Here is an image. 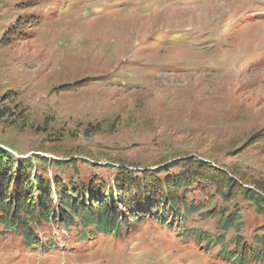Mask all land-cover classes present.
I'll return each mask as SVG.
<instances>
[{
    "label": "rangeland",
    "instance_id": "374dc122",
    "mask_svg": "<svg viewBox=\"0 0 264 264\" xmlns=\"http://www.w3.org/2000/svg\"><path fill=\"white\" fill-rule=\"evenodd\" d=\"M256 132L264 133V0H0V146L73 161L36 167L42 177L113 187L119 163L140 177L194 154L264 191V142L231 155ZM191 189L188 199L204 203ZM240 203L251 243L262 219ZM147 216L121 226V237L84 243L74 230L35 227L55 239L51 251L5 233L0 264H233L218 246L202 250L182 236L191 227L215 233L216 217L166 228Z\"/></svg>",
    "mask_w": 264,
    "mask_h": 264
},
{
    "label": "trees",
    "instance_id": "16d2710c",
    "mask_svg": "<svg viewBox=\"0 0 264 264\" xmlns=\"http://www.w3.org/2000/svg\"><path fill=\"white\" fill-rule=\"evenodd\" d=\"M258 142H264V133L253 134L231 155ZM7 148L0 146V238L3 240L8 233L16 236L24 248L51 251L55 239L50 235L37 237L35 227L49 224L59 232L74 230L77 242L84 243L100 234L121 237V226L142 224L145 215L149 222L166 228L172 227L177 218L184 224L189 216L196 215L200 220L216 217V232L183 228L185 239L191 238L206 251L218 246L221 257L233 264H264V191L248 186L247 180L225 165L189 154L155 168L141 169L140 177L135 169L119 163L113 187L96 180L74 183L68 179L63 184L56 175L51 181L42 177L37 169L46 170L50 163L67 166L73 161L52 162L40 154L31 156L33 159L22 158ZM51 182H54L52 187ZM204 182L213 188L205 190ZM194 186L206 194V202L188 199ZM241 201L262 219L253 231L251 243L245 242L241 234L244 225ZM230 229L234 233L227 238Z\"/></svg>",
    "mask_w": 264,
    "mask_h": 264
}]
</instances>
